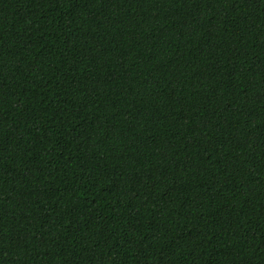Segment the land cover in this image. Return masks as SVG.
Returning <instances> with one entry per match:
<instances>
[{"label": "trees", "instance_id": "16d2710c", "mask_svg": "<svg viewBox=\"0 0 264 264\" xmlns=\"http://www.w3.org/2000/svg\"><path fill=\"white\" fill-rule=\"evenodd\" d=\"M0 264H264V0H0Z\"/></svg>", "mask_w": 264, "mask_h": 264}]
</instances>
